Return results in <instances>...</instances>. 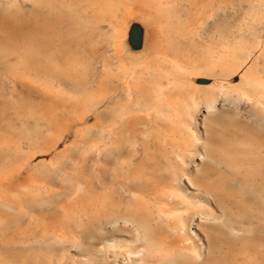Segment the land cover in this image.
I'll return each mask as SVG.
<instances>
[{
    "label": "bare ground",
    "instance_id": "6f19581e",
    "mask_svg": "<svg viewBox=\"0 0 264 264\" xmlns=\"http://www.w3.org/2000/svg\"><path fill=\"white\" fill-rule=\"evenodd\" d=\"M216 4L0 0V70L42 103L0 112V264H264V13Z\"/></svg>",
    "mask_w": 264,
    "mask_h": 264
},
{
    "label": "rangeland",
    "instance_id": "374dc122",
    "mask_svg": "<svg viewBox=\"0 0 264 264\" xmlns=\"http://www.w3.org/2000/svg\"><path fill=\"white\" fill-rule=\"evenodd\" d=\"M249 3H250V5H249ZM260 5V6H259ZM216 8H215V10H214V16H213V20H214V18H215V21L218 23L217 25H222V24H226V23H232V21H235V22H233V23H236L237 21H239V22H237V23H245V22H249V21H255L256 19H258V17L259 16H261V15H263V11H264V0H217V4H216ZM242 6H243V8H242ZM247 6V7H246ZM256 6V7H255ZM246 7V8H245ZM249 7H251V9L252 10H250V12H249V10H248V8ZM260 8V9H259ZM241 9V10H240ZM256 10V11H255ZM217 11V12H216ZM245 11V12H244ZM248 11V12H247ZM252 11H253V13H252ZM261 12V13H260ZM246 13V14H245ZM249 13H252V14H249ZM259 15V16H258ZM258 16V17H257ZM138 17H133L132 19H130V18H128L129 20L128 21H125V23H126V25L124 24V26H122L123 27V29H124V27L125 26H127L128 25V29L127 30H123V33H125L126 35H124V36H126V38L123 40V41H125V42H134V41H143V40H145V38H146V32L144 31V27H142L141 29H139L140 27H141V24L144 26V24L142 23V21H140L139 20V18L137 19ZM255 18V19H254ZM127 20V19H126ZM131 20V21H130ZM206 20H208V19H205V20H203L202 21V24L205 22H208V21H206ZM229 20H230V22H229ZM211 21V20H210ZM209 21V22H210ZM141 22V23H140ZM139 27V28H138ZM127 28V27H126ZM125 28V29H126ZM138 29V30H137ZM124 31H128V33H126V32H124ZM140 31H141V33H140ZM145 33V34H144ZM143 34V35H142ZM122 35V36H123ZM123 36V37H124ZM145 36V37H144ZM139 37H141L140 39H139ZM121 38V37H120ZM137 39V40H136ZM141 39H143V40H141ZM99 67V66H98ZM3 70H0V76H2L1 78H0V90L4 87L6 90H4V88L0 91L1 92V94H0V99L2 98V96H6L5 98H7V99H5V98H3L5 101H4V103L2 102V100L3 99H1V101H0V109H2V110H0V112L2 111V113L1 114H5V115H7V116H5L4 117V114L2 115L3 116V118H6V120L9 118V120L11 121V122H13V121H16L17 119H18V114H19V112L20 111H23V110H25L26 108H28V107H31L30 106V104L32 105V102H33V105H32V107H35L34 105L36 104V107L37 108H39V107H41L42 106V103L38 100V98L37 97H35V96H29L28 95V93H26V91L24 92L23 91V94L24 93H26L24 96L23 95H21V93H22V90H21V88H18L17 86V89L19 90V92H20V94L19 93H17L16 92V94L14 93V89L16 88L15 86H13V90H11L12 89V84L14 85V83H13V77L12 76H10V75H8V74H6V72H2ZM3 74V75H2ZM4 78V79H3ZM3 79V80H2ZM7 79V80H6ZM11 79V80H10ZM2 80V81H1ZM5 80V83L3 82ZM8 82V83H7ZM1 83H4V84H1ZM12 83V84H11ZM17 89H16V91H17ZM13 91V92H11V91ZM9 91V92H8ZM2 93H3V95H2ZM9 93H12V96L13 97H11V95L9 96ZM14 93V94H13ZM4 94H7V95H4ZM17 94H19V95H17ZM14 95H16V96H14ZM26 96H27V98H26ZM8 97H11V99L10 100H8ZM24 97V98H23ZM28 97H32L31 99L29 98V100H25V99H28ZM37 98V99H36ZM16 99V100H15ZM6 100H8L9 102V104H11L9 107L7 106L8 105V103L6 104ZM30 100H33V101H30ZM39 101V102H36V101ZM13 101H15V102H13ZM234 101V102H233ZM235 101L237 102V103H235ZM13 102V103H12ZM232 102H233V105H234V107H236V108H238V109H243V111H244V114L247 112V114L249 113L247 110H248V104H246V103H244V102H242V100H240L239 99V101H238V99L236 100V99H233L232 100ZM38 103H39V105H38ZM2 104H3V106H2ZM5 104H6V106H5ZM13 104V105H12ZM28 105V106H27ZM14 106H15V108H14ZM20 106V107H19ZM24 106V107H23ZM18 107V108H17ZM247 107V108H246ZM6 108V109H5ZM12 108V110H9V109H11ZM4 110V111H3ZM19 112H18V111ZM16 111V112H15ZM10 112V113H9ZM12 112H13V115L14 114H16V115H12ZM15 112V113H14ZM9 113V114H8ZM21 113L22 112H20V115H21ZM1 114H0V116H1ZM9 115H11V116H9ZM1 116V117H2ZM13 116V118L11 119V117ZM18 116V117H17ZM252 120L253 121H255L256 122V120H257V122L259 123L260 122V120H259V118L258 117H253L252 116ZM255 119V120H254ZM8 120V121H9ZM52 120V119H51ZM51 120H42L43 121V123H42V121H40L39 122V124H40V126H42V128L44 127L45 128V130H46V128L48 129L49 127H47V126H50L51 124H52V122H51ZM259 120V121H258ZM256 122V123H257ZM50 123V124H49ZM44 125V126H43ZM43 128V129H44ZM3 132V135L5 134H7L5 131H3L2 129L0 130V133H2ZM5 132V133H4ZM0 136H2V134L0 135ZM5 138L6 137H8V135H6V136H4ZM0 208L3 210V211H5L6 212V204L5 203H3V202H0Z\"/></svg>",
    "mask_w": 264,
    "mask_h": 264
}]
</instances>
